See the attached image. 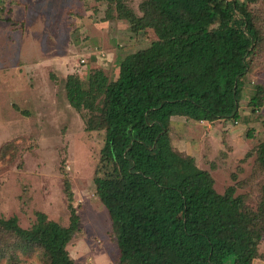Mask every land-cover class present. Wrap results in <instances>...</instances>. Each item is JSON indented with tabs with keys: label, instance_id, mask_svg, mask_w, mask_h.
<instances>
[{
	"label": "trees",
	"instance_id": "obj_1",
	"mask_svg": "<svg viewBox=\"0 0 264 264\" xmlns=\"http://www.w3.org/2000/svg\"><path fill=\"white\" fill-rule=\"evenodd\" d=\"M115 1L118 19L135 33L152 30L154 40L120 63L116 80L102 70L87 81L69 76L66 97L84 113L87 131L106 133L95 194L109 212L120 264L264 261V186L255 210L234 187L219 194L212 175L176 152L169 135L175 117L208 124L241 118L242 80L263 42L246 1L147 0L142 16ZM263 100L258 86L250 106ZM258 155L264 174V143ZM65 193L72 201L68 180ZM70 209L68 227L42 213L30 229L0 218V264L36 248L48 264H76L67 248L80 217Z\"/></svg>",
	"mask_w": 264,
	"mask_h": 264
},
{
	"label": "rangeland",
	"instance_id": "obj_2",
	"mask_svg": "<svg viewBox=\"0 0 264 264\" xmlns=\"http://www.w3.org/2000/svg\"><path fill=\"white\" fill-rule=\"evenodd\" d=\"M145 1L124 3L142 16ZM243 1L263 42L242 80L241 118L208 124L175 117L169 135L176 152L212 175L219 194L234 187L255 210L264 186L258 161L264 100L256 110L250 100L258 86L264 89V0ZM1 7L17 13L14 23L0 17V218L15 217L30 229L42 213L68 227L73 206L80 224L67 249L76 264H120L109 212L95 194L106 133L86 130L84 113L68 102L66 82L69 76L87 81L96 70L116 80L120 63L149 47L154 32H133L128 20L118 19L115 0H0ZM16 255L2 264H48L38 248Z\"/></svg>",
	"mask_w": 264,
	"mask_h": 264
},
{
	"label": "crops",
	"instance_id": "obj_3",
	"mask_svg": "<svg viewBox=\"0 0 264 264\" xmlns=\"http://www.w3.org/2000/svg\"><path fill=\"white\" fill-rule=\"evenodd\" d=\"M3 10V12H2ZM16 13H17V10H7L6 7H1L0 9V17L3 16V15H6L7 19L10 20L8 21L9 23H14L13 21H16L15 18H16ZM0 21H2V19L0 18ZM3 22V21H2ZM54 62V61H52Z\"/></svg>",
	"mask_w": 264,
	"mask_h": 264
}]
</instances>
